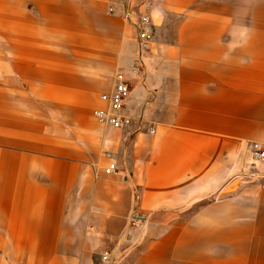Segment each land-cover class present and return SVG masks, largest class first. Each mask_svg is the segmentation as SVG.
Here are the masks:
<instances>
[{
  "label": "crops",
  "instance_id": "crops-1",
  "mask_svg": "<svg viewBox=\"0 0 264 264\" xmlns=\"http://www.w3.org/2000/svg\"><path fill=\"white\" fill-rule=\"evenodd\" d=\"M141 15L153 41L139 58ZM99 54L115 70L103 82ZM116 72L123 130L94 118ZM252 143L264 144V0H0V252L264 264V180L242 179Z\"/></svg>",
  "mask_w": 264,
  "mask_h": 264
},
{
  "label": "built area",
  "instance_id": "built-area-1",
  "mask_svg": "<svg viewBox=\"0 0 264 264\" xmlns=\"http://www.w3.org/2000/svg\"><path fill=\"white\" fill-rule=\"evenodd\" d=\"M148 5V3H146ZM131 11L129 8H124L123 18L129 20ZM136 41L138 46L139 58L150 50L153 33L151 30L150 18L147 15H141L135 21ZM140 64L135 63L132 67L134 73L140 72ZM130 96V88L125 76L121 72H116L113 78L112 89L109 92H104L99 99L101 107L94 111L96 122L102 126H106L116 130L127 129L131 126L133 117L128 113L126 102ZM251 161L246 167L242 179L247 182H256L264 180V144L252 143L249 145ZM116 171L115 163L111 162L105 169L106 174H111ZM132 220L137 222L135 217ZM102 264H112V253L106 251L101 256Z\"/></svg>",
  "mask_w": 264,
  "mask_h": 264
},
{
  "label": "rangeland",
  "instance_id": "rangeland-1",
  "mask_svg": "<svg viewBox=\"0 0 264 264\" xmlns=\"http://www.w3.org/2000/svg\"><path fill=\"white\" fill-rule=\"evenodd\" d=\"M10 7H4L3 12L9 11ZM148 52V51H147ZM70 57V56H69ZM89 57V56H88ZM106 55L99 54L98 55V64L99 74H100V82H103L106 76L110 75L111 72H115L114 68L113 71L109 66L106 65ZM87 56H84V62H90V60H86ZM94 61V60H93ZM103 90H99V94ZM85 105V104H84ZM51 127L56 128L62 125L61 118L57 112L52 111L51 113ZM88 115V114H87ZM90 116V115H89ZM25 233V232H20ZM3 247H0L2 250ZM48 248L46 247H7L5 249V253L0 252V264H46L50 260L51 256L48 255L47 252ZM11 254V257L8 255ZM2 261V262H1Z\"/></svg>",
  "mask_w": 264,
  "mask_h": 264
}]
</instances>
